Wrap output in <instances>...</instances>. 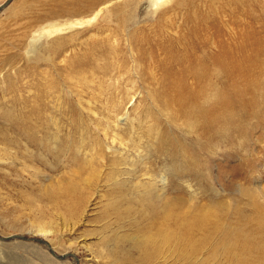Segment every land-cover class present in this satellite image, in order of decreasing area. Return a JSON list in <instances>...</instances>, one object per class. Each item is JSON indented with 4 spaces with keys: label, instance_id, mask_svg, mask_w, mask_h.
<instances>
[{
    "label": "rangeland",
    "instance_id": "374dc122",
    "mask_svg": "<svg viewBox=\"0 0 264 264\" xmlns=\"http://www.w3.org/2000/svg\"><path fill=\"white\" fill-rule=\"evenodd\" d=\"M73 255L264 264V0L0 8V264Z\"/></svg>",
    "mask_w": 264,
    "mask_h": 264
},
{
    "label": "bare ground",
    "instance_id": "6f19581e",
    "mask_svg": "<svg viewBox=\"0 0 264 264\" xmlns=\"http://www.w3.org/2000/svg\"><path fill=\"white\" fill-rule=\"evenodd\" d=\"M157 1H160V0H157ZM15 7V6H14ZM14 7H12V10H14ZM102 10V8L98 9L96 11V13L100 12ZM73 178V177H72ZM62 179V178H61ZM86 180V179H85ZM85 183V181H84ZM87 183V182H86ZM54 185V184H53ZM86 185V184H85ZM52 186V185H51ZM82 186V183L79 182V181H75L71 178L68 177V179H65V180H61L59 181L58 183H55V186L52 188H50L51 192L52 193H64V194H67V195H72V194H75L78 189H80V187ZM48 189V188H47ZM170 205V204H169ZM172 205V204H171ZM174 205V204H173ZM166 213H167V216L168 217H171L174 215V212H173V208H171L170 206L167 207V210H166ZM191 220H196L194 223H198V224H202V221H207L209 216L208 215H204L202 217L200 216H197L196 214H189L188 216ZM187 217V218H188ZM181 218V217H179ZM194 223H191V224H188L186 221H182V223L180 222L181 226L182 227H186V224L188 226H192ZM35 228H37V231L38 233L40 234H46L50 229L49 226L45 225V224H37L35 225ZM173 232L169 231V230H166L164 233H159L158 234V237H162L163 239H166L169 238L171 235H172ZM146 235V234H145ZM146 238H143V240L146 242V243H150V244H155L156 240L158 239V237L156 235L153 234H148L147 236H145ZM174 239V238H173ZM171 240V239H170ZM168 241V240H167ZM179 243V242H177ZM176 243V244H177ZM181 246V245H180ZM149 247V246H148ZM182 250V249H181ZM146 257V256H145Z\"/></svg>",
    "mask_w": 264,
    "mask_h": 264
},
{
    "label": "water",
    "instance_id": "95a60500",
    "mask_svg": "<svg viewBox=\"0 0 264 264\" xmlns=\"http://www.w3.org/2000/svg\"><path fill=\"white\" fill-rule=\"evenodd\" d=\"M8 1H10V0H6L4 3H2L1 5H0V8H2L3 6H5L7 3H8ZM12 237H15V238H25L23 235H20V234H18V235H13ZM2 238H6V237H2ZM34 239V238H33ZM35 240H37V241H39V242H44V243H46V241L44 240V239H42V238H35ZM56 256H60V257H62L63 256V254L62 255H56ZM73 257L75 258V264H77L78 263V260L76 259V257L73 255Z\"/></svg>",
    "mask_w": 264,
    "mask_h": 264
}]
</instances>
